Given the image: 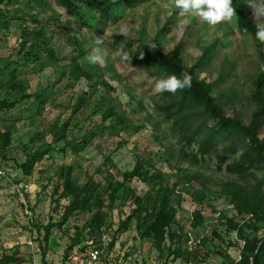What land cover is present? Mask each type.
<instances>
[{
    "label": "rangeland",
    "instance_id": "1",
    "mask_svg": "<svg viewBox=\"0 0 264 264\" xmlns=\"http://www.w3.org/2000/svg\"><path fill=\"white\" fill-rule=\"evenodd\" d=\"M248 2L256 24L264 23L254 7H264V0ZM87 9L92 30L58 0L1 6L6 16L0 17V100L17 104L0 109V133L11 134L8 146L0 135V264H76L78 256L93 244H104L105 237L112 240L103 264H237L245 236H264V217L256 220L241 212L231 190L249 189L264 203V159L249 165L242 155L246 140L223 133L211 137L213 122L200 106L182 103L178 91L156 93L161 74L138 64L112 36L125 28L123 35L135 41L134 52L155 39L165 51L181 44L185 64L198 66V78L213 84L216 102L229 116L248 125L260 112L263 141L264 105L255 98L254 82L264 74V42L260 49L252 34L242 33L238 16L210 27L197 16L182 14L174 0H142L131 7L117 1L108 17ZM28 28L44 29L57 58L24 55L21 43ZM97 39L108 56L93 65L88 56L98 47ZM75 56L93 74L91 82L74 76ZM93 82L100 83L98 91L76 112ZM111 108L117 116L105 120ZM44 150L45 158L26 174L20 165ZM138 163L163 173L176 209L168 229L177 232L175 240L167 234L160 246L135 219L119 230L135 205L124 189L114 202L111 194L122 172ZM70 166L75 184L84 193L89 189L97 204L92 201L90 210L77 211L63 223L74 199L61 194ZM22 183L28 186L24 197L30 213L17 190ZM129 187L144 195L152 185L136 178ZM100 213L99 228L91 221ZM199 213L202 223L195 226ZM175 248L182 256L172 254Z\"/></svg>",
    "mask_w": 264,
    "mask_h": 264
},
{
    "label": "trees",
    "instance_id": "2",
    "mask_svg": "<svg viewBox=\"0 0 264 264\" xmlns=\"http://www.w3.org/2000/svg\"><path fill=\"white\" fill-rule=\"evenodd\" d=\"M22 0H0V17H5L6 14L1 10V6L6 7L13 6L16 3H21ZM29 1V0H26ZM65 8L71 12H75L83 23L91 30L94 26L88 21V15L83 11L84 7L87 10H99L104 17H108L113 10L115 3H123L127 6H134L136 3L142 0H116L114 3H108L107 1L98 0H58ZM234 6L237 8V14L239 19L240 30L244 34H252L255 39L256 22L253 15L250 13L248 0H233ZM27 37L21 43V50L24 55L31 57L35 60L41 59V55L44 53L50 58H57V52L51 45L49 39L43 28L27 29ZM113 41L120 44L124 51H130L134 54L135 61L138 64L148 65L159 72L161 77L175 74L181 75L187 71L192 76L191 87L178 91L181 102L184 104L198 105L201 107L208 121L213 122L211 127V137L215 134L223 133L229 138H242L248 142L247 149L243 151V159L249 165H254L257 161L264 159V141L259 134L260 125V112H257L251 123L246 125L240 119L229 116L225 110H223L216 102V98L213 95V84L206 79H199L197 75L198 66H188L185 64L181 44L176 45L172 50L165 51L159 47L158 40L155 39L152 42L145 43L138 47V50L134 52L136 46L135 41L129 39L123 34H114L112 36ZM260 49L263 47L261 41L257 40ZM20 50V51H21ZM83 52V51H82ZM73 74L78 78H85L88 81L93 80V74L88 70H85L83 65L79 62L78 56L73 59ZM14 77V75H13ZM14 79V78H12ZM100 83H92L91 88L84 92V96L81 97L76 104L75 111H80L86 103L91 99L98 91V85ZM255 85V98L262 105H264V74L254 82ZM11 87H16V83L11 84ZM17 101H10L8 99L0 100V109L14 108ZM117 116V112L111 108L109 109L104 119L108 120ZM66 128H64L63 134L59 139L65 136ZM6 146L11 143V134L0 133ZM48 150L38 151L31 156V159L20 165L23 171L30 175L33 171L34 165L37 162L42 161L47 155ZM112 161L110 157H107L106 163ZM74 167L70 166L65 175L64 185L62 187V195H72L74 197L70 205H68L64 212L63 223L68 221L72 215L77 211H88L91 208L93 199V193L89 192V189L84 193L85 188H82L75 184L74 181ZM122 180L118 181L111 194L112 201L114 202L117 194L120 190H126L128 192L129 199L133 200L135 208L132 214L128 216L126 220H122L119 225V230H124L129 226L132 219H135L139 229L143 230L145 236L154 237L157 244L160 246L165 241L167 234L171 239L175 240L177 232L169 233V228L175 222L176 209L171 204V199L165 191L163 185L164 175L159 171L152 172L146 169L143 164L138 163L134 169L127 170L121 174ZM140 179L145 183L152 185L144 195H141L137 190L130 188L129 183L134 179ZM236 199H239L238 207L241 212H247L252 214L256 220H260L264 217V203L254 192H250L249 189H244L241 186H236L231 190ZM154 199V200H153ZM97 204V201H94ZM194 225L197 226L202 223L201 213L195 216ZM101 213L96 215L91 224L93 226L101 227L102 225ZM235 229L239 233L244 234V229L239 226H235ZM51 234V228L47 229L45 239L48 240ZM180 248H175L172 252L175 256H182ZM237 264H264V236L249 238L245 236V245L242 249L241 258Z\"/></svg>",
    "mask_w": 264,
    "mask_h": 264
},
{
    "label": "clouds",
    "instance_id": "3",
    "mask_svg": "<svg viewBox=\"0 0 264 264\" xmlns=\"http://www.w3.org/2000/svg\"><path fill=\"white\" fill-rule=\"evenodd\" d=\"M175 8L182 14L193 15L201 18L208 26H216L223 22H231L237 17L236 7L233 0H174ZM255 15L264 20V7L255 6ZM120 34L126 33V29L121 27ZM256 39L264 42V23L256 25ZM101 39L96 40L98 47L88 56L89 63L96 65L101 63L107 56L108 51L99 47L102 45ZM192 76L185 71L181 75H167L160 78L155 84L156 93L169 92L172 94L177 91L191 87Z\"/></svg>",
    "mask_w": 264,
    "mask_h": 264
},
{
    "label": "built area",
    "instance_id": "4",
    "mask_svg": "<svg viewBox=\"0 0 264 264\" xmlns=\"http://www.w3.org/2000/svg\"><path fill=\"white\" fill-rule=\"evenodd\" d=\"M25 184H20V186L17 187V190L19 191L20 195L24 198V203H25V211L27 213H30V205L28 204L26 197H24V191H25ZM112 238H104V244L102 243H97L93 244L88 248L86 253L83 256H78L76 259L77 262L76 264H103L102 259L105 256L106 250L108 248V245L110 244Z\"/></svg>",
    "mask_w": 264,
    "mask_h": 264
}]
</instances>
